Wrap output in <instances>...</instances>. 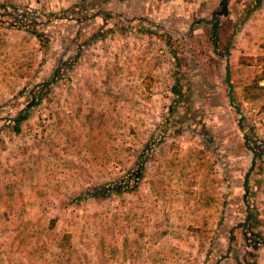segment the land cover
<instances>
[{
    "label": "rangeland",
    "instance_id": "obj_1",
    "mask_svg": "<svg viewBox=\"0 0 264 264\" xmlns=\"http://www.w3.org/2000/svg\"><path fill=\"white\" fill-rule=\"evenodd\" d=\"M263 20L0 0V264H264Z\"/></svg>",
    "mask_w": 264,
    "mask_h": 264
},
{
    "label": "trees",
    "instance_id": "obj_2",
    "mask_svg": "<svg viewBox=\"0 0 264 264\" xmlns=\"http://www.w3.org/2000/svg\"><path fill=\"white\" fill-rule=\"evenodd\" d=\"M225 81L228 83V77L227 76L225 78ZM35 97L37 99H39L40 96L37 94V95H35ZM228 97L230 100H232V95L229 92H228ZM28 109H29V107L26 106L25 108L18 110L16 112V114L14 115V117H12L11 121L13 124V130L16 131L18 129V122H20L22 119H24L27 116ZM251 151L253 152V155L256 156V154H260L264 158V149H262V151H258L257 153H254L256 151H253V150H251ZM258 244L264 246V239L259 237L255 241H252L251 246L255 247V246H258Z\"/></svg>",
    "mask_w": 264,
    "mask_h": 264
},
{
    "label": "crops",
    "instance_id": "obj_3",
    "mask_svg": "<svg viewBox=\"0 0 264 264\" xmlns=\"http://www.w3.org/2000/svg\"><path fill=\"white\" fill-rule=\"evenodd\" d=\"M262 22H264V20L262 21ZM228 68V67H227ZM227 73H228V69H227V71L225 72V78H226V76H227ZM229 81V80H228ZM228 86H229V84H228ZM230 87V86H229ZM228 92L230 93V88L228 89ZM231 94V93H230ZM229 98V97H228ZM230 100V99H229ZM232 100H233V96H232ZM232 100H230V102H232Z\"/></svg>",
    "mask_w": 264,
    "mask_h": 264
}]
</instances>
